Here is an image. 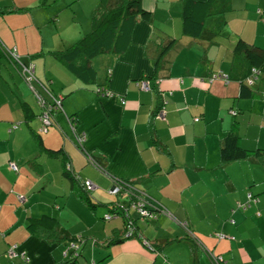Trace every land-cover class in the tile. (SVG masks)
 <instances>
[{
	"label": "crops",
	"instance_id": "0c3cea01",
	"mask_svg": "<svg viewBox=\"0 0 264 264\" xmlns=\"http://www.w3.org/2000/svg\"><path fill=\"white\" fill-rule=\"evenodd\" d=\"M20 1L0 0L1 8L18 9L0 16V46L41 56L34 59L32 88L0 57V264H62L72 253L68 238L76 236L85 240L76 264H216L213 257L264 264V161L221 159L222 140L232 129L247 150L264 149V100L240 97L244 66L234 52L240 38L264 50V0H231L232 10L209 17L200 39L183 34V0H142L151 18L137 21L125 52L91 59L93 83L49 52L89 33L104 0H86L83 10L85 0H66L62 9L78 11L71 17L57 10L55 26L30 11L33 3ZM173 39L169 64L155 74L156 58ZM220 72L229 79L212 78ZM51 95L62 97L56 126L41 120ZM24 102L34 116L26 115ZM92 155L116 180L136 187L115 192L118 181ZM66 165L81 186L91 182L86 188L96 208L79 197ZM110 204L120 211L134 207L104 220L108 212L117 214ZM43 215L58 219L64 240H50L33 226ZM128 215L138 236L126 229ZM223 244L230 249H219ZM12 247L17 254L10 258Z\"/></svg>",
	"mask_w": 264,
	"mask_h": 264
},
{
	"label": "trees",
	"instance_id": "16d2710c",
	"mask_svg": "<svg viewBox=\"0 0 264 264\" xmlns=\"http://www.w3.org/2000/svg\"><path fill=\"white\" fill-rule=\"evenodd\" d=\"M231 10V0H183V34L191 36L194 39L203 38L207 31V19L211 16L222 15ZM15 11L17 12L18 9L0 7V16H4L5 14ZM151 16L152 12L144 7L142 0H106L100 2L95 7L93 13L92 30L69 48L51 51L49 54L62 61L70 69V71L75 73L84 82L93 83L97 79V71L93 65H91V59L108 51L116 53L125 52L130 46L132 34L137 21L140 19L148 20ZM176 42V39L170 40L169 43L162 47L159 56L155 60V74L158 73L161 68L164 69L167 64H169L166 57L170 50L175 46ZM234 52L235 58L238 60L241 59L244 66L242 77L240 76L239 78L241 83L240 97L260 98L264 100V50L259 49L245 39L240 38L235 45ZM4 56L10 60L29 88H32L38 80L34 59L40 57L41 54L36 53L34 56H21L15 49L3 48L0 46V57ZM31 64L35 66L34 78L32 79L29 78L30 75H28V73L24 70L25 67H28ZM46 90L48 91V89ZM51 96L53 97L52 101L44 100V107H46L47 110L49 109L50 117L51 115L54 116L59 111H62V107L56 108L57 105L54 101V98L59 96ZM23 105V109L28 117L35 115L33 109L27 102H24ZM73 121L76 122V118H73ZM50 151L56 154L59 150L57 151L52 149ZM250 155L257 156L264 161L263 148H258L253 151L247 150L240 144L239 137L236 132L233 129L229 130L221 144L222 162L226 163L230 161L243 160ZM92 158L94 163H96V165L103 172L111 175L116 182L118 181L117 184L120 185L119 192L123 187H126L127 184L131 185L132 188L136 187L132 181L116 180V178L109 173L105 161L95 155H92ZM68 167L69 166L66 165L65 173L70 178H73L79 197L92 208H96L98 206V202L93 200L91 197L89 190L86 188V183L81 186V184L75 181V178L72 176V172ZM10 169L17 172L18 166L16 169H12L11 167ZM122 193L123 192H121V194ZM25 199L23 201L19 199V201L23 203ZM108 207L110 211L112 210V212L117 213L116 215L110 214L113 218L119 216V214H125L126 212L116 209V205L113 204H110ZM133 207L134 205L132 204V208ZM126 217V226L130 225V222L134 226V220L131 219L129 215ZM33 226L39 227L40 229L42 228L46 231V233L48 232L46 237L50 240H64V238L67 237L63 236L60 232L58 219L50 215H43L40 218H36L33 221ZM132 234L138 236L135 226L132 228L131 235ZM68 239L70 240L69 243L71 244L70 249L72 248V253L66 257V261L62 264H76L81 256L80 249L85 240L83 236L69 237ZM113 241L114 239L107 241V243H112ZM72 244L74 246H72Z\"/></svg>",
	"mask_w": 264,
	"mask_h": 264
},
{
	"label": "built area",
	"instance_id": "2783aa9c",
	"mask_svg": "<svg viewBox=\"0 0 264 264\" xmlns=\"http://www.w3.org/2000/svg\"><path fill=\"white\" fill-rule=\"evenodd\" d=\"M14 53H16V52H14ZM24 70L28 73V75H30V79H32V78H34V73H35V66L33 65V64H31L30 66H28V67H25L24 68ZM212 78L213 79H217V78H223V79H226V80H228L229 79V76L227 75V74H224L223 72H220V73H214V74H212ZM211 78V79H212ZM251 83H252V81H251ZM142 87L144 88V89H148L149 88V84H148V82H146V81H143L142 82ZM61 100H62V98L59 96V97H55L54 98V101H55V103H56V108H60L61 107ZM161 115H164V111L161 113ZM41 120H42V122H44L46 125H50V122H51V118H50V116H49V109L47 110H45V112L43 113V115L41 116ZM83 140V137H80L79 135L76 137V141H77V143H80V145L82 144V141ZM10 167L12 168V169H16L17 168V166H16V164H10ZM86 186L87 187H90L91 186V182L90 181H87L86 182ZM119 188H120V185L119 184H117L116 183V185H115V188H113L114 189V191L115 192H118L119 191ZM249 197L250 198H252L253 197V195H252V193H250L249 194ZM19 199L20 200H24L25 199V197L24 196H19ZM138 205V210H140L143 214H145V215H147L148 214V210L146 209V207H144V204L142 205V203H139V204H137ZM247 205H244V207H246ZM112 218V216L110 215V214H105L104 215V219L105 220H109V219H111ZM134 226L132 225V223L130 222V225H127L126 226V228H127V230L129 231V234L131 235V233H132V228H133ZM220 237H223V234H221L220 235ZM72 246H74L73 244H72ZM17 254V252H16V250H15V248L14 247H12L9 251H8V257H10V258H12V257H14L15 255ZM213 259H214V262L216 263V264H224V260H223V258L222 257H213Z\"/></svg>",
	"mask_w": 264,
	"mask_h": 264
},
{
	"label": "rangeland",
	"instance_id": "374dc122",
	"mask_svg": "<svg viewBox=\"0 0 264 264\" xmlns=\"http://www.w3.org/2000/svg\"><path fill=\"white\" fill-rule=\"evenodd\" d=\"M104 1H106V0H104ZM18 3H19V5H28V4L30 5V3H33V4H31V6H33L34 8L33 9H30V11L36 12L37 15L39 16V20L40 21L47 20V19L50 21V19H52V22H50V24H52L53 26H55V23H57V21H54L53 20V18H55L53 16H54V14L56 13L57 10L59 11L61 9V12L62 13L63 12L66 13L67 12L66 10H69V12L72 13L71 14V17H72L74 15L73 11L83 10L85 8V6H86V0L84 1V4L79 7L78 10H72V8H70V7H66L65 10L62 9L63 6H64V3H66V0H54V1L53 0H36V1H34V0H23V1H20ZM16 14H21V12L16 13ZM71 22H72V20H71ZM76 23L79 24V25H81L82 22L81 21H76ZM47 29H48V27L46 26L45 27V31L46 32H48ZM50 30H51V28L49 29V31ZM48 33H51V32H48ZM217 35H224V34H220L219 33ZM3 58H6V57L4 56ZM24 126H26V125H24ZM31 136H32V134H31ZM90 195H91V197L93 199L96 200V198L91 194V192H90ZM101 208H103L105 210V207L104 206H99L97 209L100 210ZM67 226L68 225L65 224L63 227H67ZM202 228H206V226H202ZM211 234H213V233H211ZM218 235L220 236L221 234H218ZM233 242H235V241H233ZM219 249H230V247L227 248L226 244H223ZM205 255H206V257L208 256L206 253H205ZM238 263L240 264V261L239 260H238Z\"/></svg>",
	"mask_w": 264,
	"mask_h": 264
},
{
	"label": "water",
	"instance_id": "95a60500",
	"mask_svg": "<svg viewBox=\"0 0 264 264\" xmlns=\"http://www.w3.org/2000/svg\"><path fill=\"white\" fill-rule=\"evenodd\" d=\"M49 115H50V113H49ZM51 122H50V125H52V126H56L57 125V118H56V115H51ZM113 189L111 188V191H112ZM132 206L130 205V204H128V206H125V210H126V212H129V210H130V208H131Z\"/></svg>",
	"mask_w": 264,
	"mask_h": 264
}]
</instances>
